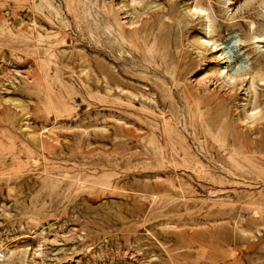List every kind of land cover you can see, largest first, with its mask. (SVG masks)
I'll use <instances>...</instances> for the list:
<instances>
[{
    "label": "rangeland",
    "instance_id": "rangeland-1",
    "mask_svg": "<svg viewBox=\"0 0 264 264\" xmlns=\"http://www.w3.org/2000/svg\"><path fill=\"white\" fill-rule=\"evenodd\" d=\"M190 2L0 0V264H264V0Z\"/></svg>",
    "mask_w": 264,
    "mask_h": 264
},
{
    "label": "bare ground",
    "instance_id": "bare-ground-1",
    "mask_svg": "<svg viewBox=\"0 0 264 264\" xmlns=\"http://www.w3.org/2000/svg\"><path fill=\"white\" fill-rule=\"evenodd\" d=\"M193 1L194 0H191L190 4H194ZM125 19H126V17L123 18V20H125ZM200 35H202L204 38H206L208 40H210V38H211V36H209L207 34L200 33ZM255 39H257V40L255 41L254 44L264 45V37H261V38L257 37ZM226 42H228V45L231 44L228 40H226ZM245 47L246 46H242L241 50H243V48H245ZM262 48H264V46ZM255 49H258V48L256 47ZM210 55L213 58H211L208 61L209 63H213V65H216L220 69L222 67H225V69L220 71L219 75H217L218 79L215 81L216 86L217 85L220 86L226 92H229L226 88H231V89L237 88L236 91L239 92V91H241V87H236V86H240L239 84H241V83H245V86H247V85L249 86L250 83L253 81L252 77H250L251 75L249 74L250 67L253 66L252 63L243 62L240 65L241 70L237 69L234 72L230 73V71H228V70L230 69L232 64H234L235 62H237L240 59L239 56H237V55H234L232 57L228 56L225 53L224 48H222L220 45H216V44H212V47L210 49ZM18 75H19L20 79H24V76H26V74H24L23 72H19ZM260 82H263V87H264V79H262ZM233 91L234 90L230 91V93ZM242 96H245V95H242ZM248 116L252 120L251 125H254L256 123V121H258V120L264 121V115H262L261 113H257V112L255 113L254 111H250L248 113ZM32 240L36 241V236L34 234L32 235ZM34 252H35L34 257H38L40 254V250L35 249Z\"/></svg>",
    "mask_w": 264,
    "mask_h": 264
}]
</instances>
